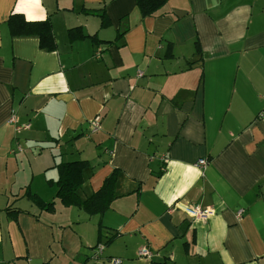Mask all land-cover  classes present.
<instances>
[{
  "label": "crops",
  "instance_id": "1",
  "mask_svg": "<svg viewBox=\"0 0 264 264\" xmlns=\"http://www.w3.org/2000/svg\"><path fill=\"white\" fill-rule=\"evenodd\" d=\"M99 8L108 26L84 12ZM11 13L48 17L55 50L11 36ZM263 111L264 0H168L144 17L135 0H0V264H264ZM79 160L81 199L119 170L102 214L55 197V165ZM27 189L54 191L53 211Z\"/></svg>",
  "mask_w": 264,
  "mask_h": 264
},
{
  "label": "trees",
  "instance_id": "2",
  "mask_svg": "<svg viewBox=\"0 0 264 264\" xmlns=\"http://www.w3.org/2000/svg\"><path fill=\"white\" fill-rule=\"evenodd\" d=\"M168 0H135L136 8L141 17L151 16L161 9ZM86 13H93L100 18V26H108L109 19L105 14L104 8L84 10ZM9 34L15 36H36L38 38L39 47L46 51H53L56 44L52 34L51 22L49 18L43 20H26L21 13H11L6 19ZM122 33L119 32L118 36ZM69 40L85 38L80 28H72L68 30ZM93 42H99L95 35L90 36ZM108 42V41H106ZM198 46V45H197ZM198 51V47H196ZM89 167L85 160L61 162L55 165L57 169V179L53 182L56 186L55 197L59 199L64 206H75L82 209L89 215L102 214L111 205L115 199V185L119 175V170L113 169L106 176L101 186L89 197L81 199L77 195V190L83 183V170ZM26 197L32 201L40 210L53 211L54 203L52 201L45 202L37 195L28 191L25 192ZM6 212L12 216L16 209L6 208ZM13 217V216H12ZM101 226L98 225L97 236L100 238ZM113 237H110L106 243H110Z\"/></svg>",
  "mask_w": 264,
  "mask_h": 264
},
{
  "label": "built area",
  "instance_id": "3",
  "mask_svg": "<svg viewBox=\"0 0 264 264\" xmlns=\"http://www.w3.org/2000/svg\"><path fill=\"white\" fill-rule=\"evenodd\" d=\"M261 116H264V111L260 113ZM91 129L92 131H96L99 128V119L98 117L93 118L90 121ZM207 161L206 159L202 158L198 160V165L200 167H204L206 165ZM186 215L191 217L192 219H205L208 217L211 213V211L206 207L203 208L200 205L197 204H181L179 207ZM242 213V210L238 211V215ZM104 248V245L99 243L95 246L96 252H101ZM139 256H149L150 252L147 248H142L138 251ZM111 264H119L121 262L120 259L112 257L108 260Z\"/></svg>",
  "mask_w": 264,
  "mask_h": 264
},
{
  "label": "rangeland",
  "instance_id": "4",
  "mask_svg": "<svg viewBox=\"0 0 264 264\" xmlns=\"http://www.w3.org/2000/svg\"><path fill=\"white\" fill-rule=\"evenodd\" d=\"M40 180H42V179H40ZM36 184H37V185H40L39 181H37ZM53 190L55 191V188H53ZM54 191H53L52 193H51V192L44 191V192H45V193H43V194H44L43 196H44V198H45L44 200H45V201H50V200H52V197H53V195H54ZM26 207H29V208H30V207H32V206H31V204H28V205H26Z\"/></svg>",
  "mask_w": 264,
  "mask_h": 264
},
{
  "label": "water",
  "instance_id": "5",
  "mask_svg": "<svg viewBox=\"0 0 264 264\" xmlns=\"http://www.w3.org/2000/svg\"><path fill=\"white\" fill-rule=\"evenodd\" d=\"M178 12H179V11H175V13H176L177 15H179Z\"/></svg>",
  "mask_w": 264,
  "mask_h": 264
}]
</instances>
